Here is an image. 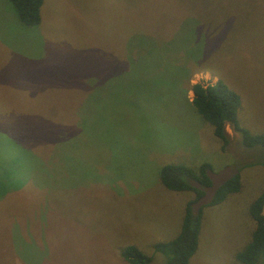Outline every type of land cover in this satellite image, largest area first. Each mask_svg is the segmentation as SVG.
<instances>
[{
    "label": "rangeland",
    "instance_id": "1",
    "mask_svg": "<svg viewBox=\"0 0 264 264\" xmlns=\"http://www.w3.org/2000/svg\"><path fill=\"white\" fill-rule=\"evenodd\" d=\"M218 79L264 133V0H43L32 26L0 0V264H129L128 244L165 262L198 196L162 185L169 163L238 170L189 264H240L264 147L226 124L222 149L195 110L187 88Z\"/></svg>",
    "mask_w": 264,
    "mask_h": 264
},
{
    "label": "trees",
    "instance_id": "2",
    "mask_svg": "<svg viewBox=\"0 0 264 264\" xmlns=\"http://www.w3.org/2000/svg\"><path fill=\"white\" fill-rule=\"evenodd\" d=\"M9 1L22 23L32 26L40 21V8L43 0ZM182 1L184 0H176V4H180ZM124 57L130 63L134 62L135 59L140 60L142 58V56L130 54H126ZM187 89L192 91V98L189 101L202 118L211 124L213 134L222 142V149L225 148L228 141L225 131L226 124H231L233 129L240 133L242 144L245 147L256 145L264 147V133H251L238 123L237 112L240 106V97L224 82L220 79L208 84L197 82L191 84ZM207 168H209L207 163H202L197 169L180 163H169L160 168L159 178L162 185L168 190H194L199 197L203 192L191 186L190 181L195 179L203 185L209 184L210 181L205 175ZM238 176L236 174L227 180L216 191L209 204L219 203L227 194L239 191L241 182ZM192 202L194 200L186 205L178 233L171 239L160 240L153 245L155 251L166 257L165 262L161 264H189L190 257L195 253L200 231V214L192 216ZM263 203L264 188L249 208L255 225L250 241L235 255L236 261L240 264L264 263V216L260 213ZM121 256L129 264H149L151 262V257L133 244L125 246L121 251Z\"/></svg>",
    "mask_w": 264,
    "mask_h": 264
},
{
    "label": "water",
    "instance_id": "3",
    "mask_svg": "<svg viewBox=\"0 0 264 264\" xmlns=\"http://www.w3.org/2000/svg\"><path fill=\"white\" fill-rule=\"evenodd\" d=\"M236 174H238V170H233L231 166L228 165L217 172H214L211 169L206 170V176L210 180V185L201 186L200 182L195 179L191 180V186L203 191V194L191 205L192 216L198 215L200 208L209 204L213 200L216 191ZM260 213L264 216V203L262 204Z\"/></svg>",
    "mask_w": 264,
    "mask_h": 264
},
{
    "label": "flooded vegetation",
    "instance_id": "4",
    "mask_svg": "<svg viewBox=\"0 0 264 264\" xmlns=\"http://www.w3.org/2000/svg\"><path fill=\"white\" fill-rule=\"evenodd\" d=\"M231 168H232L233 170H237L236 168H233V167H231ZM207 169H208V168H207ZM207 169H205V175H206V170H207ZM206 177H207V176H206ZM207 178H208V177H207ZM209 181H210V180H209ZM200 184H201V183H200ZM207 185H210V183H209V184H206V185L201 184V186H207ZM197 189H198V188H197ZM200 190H201V189H200ZM201 191H202V190H201ZM202 192H203V191H202ZM202 194H203V193H202ZM202 194H201V195H202ZM201 195H200V196H201ZM200 196H199V197H200ZM199 197L197 196V198L194 200V202H195ZM194 202H193V203H194ZM202 207H203V206H202ZM202 207H201V208H202ZM199 211H200V210H199Z\"/></svg>",
    "mask_w": 264,
    "mask_h": 264
}]
</instances>
